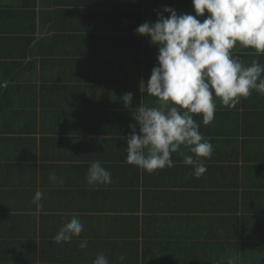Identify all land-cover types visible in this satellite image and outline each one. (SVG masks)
<instances>
[{"label":"crops","instance_id":"crops-1","mask_svg":"<svg viewBox=\"0 0 264 264\" xmlns=\"http://www.w3.org/2000/svg\"><path fill=\"white\" fill-rule=\"evenodd\" d=\"M165 6L196 15L192 0H0V264H264V95L194 115L213 146L199 178L177 153L151 174L126 162L138 107L159 106L140 91L158 48L135 29ZM95 160L110 185L87 183ZM73 215L80 237L53 242Z\"/></svg>","mask_w":264,"mask_h":264},{"label":"clouds","instance_id":"clouds-1","mask_svg":"<svg viewBox=\"0 0 264 264\" xmlns=\"http://www.w3.org/2000/svg\"><path fill=\"white\" fill-rule=\"evenodd\" d=\"M192 6L195 16L178 15L165 6L167 18L158 13L156 21L135 29L158 48L157 66L146 85L141 81L140 91L156 97L159 106L138 107L135 124L129 125L132 132L126 140V162L149 174L174 167L172 154L177 153L184 165L192 167L194 176H202L213 146L199 131L194 115L209 125L217 110L215 98L223 106L234 108L253 91L264 95V64L253 59L245 65L233 55L237 43L254 50L257 56L264 54V0H192ZM205 13L206 18L198 19ZM126 95L131 102V93ZM49 180L63 185V178L55 173L49 174ZM86 180L91 186L110 185L112 176L95 160ZM43 198L44 194L37 191L33 202ZM83 231V222L73 215L59 228L53 242L71 243ZM87 245L86 239L79 243L81 249ZM119 260L123 264L125 257L121 255ZM92 264L110 262L99 253ZM227 264H237L236 257L229 258Z\"/></svg>","mask_w":264,"mask_h":264}]
</instances>
